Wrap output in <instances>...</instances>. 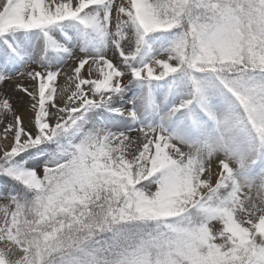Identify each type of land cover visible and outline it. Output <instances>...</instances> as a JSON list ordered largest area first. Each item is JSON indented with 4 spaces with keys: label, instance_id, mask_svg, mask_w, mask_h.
<instances>
[{
    "label": "snow or ice",
    "instance_id": "6c2138e0",
    "mask_svg": "<svg viewBox=\"0 0 264 264\" xmlns=\"http://www.w3.org/2000/svg\"><path fill=\"white\" fill-rule=\"evenodd\" d=\"M0 264H264V0H0Z\"/></svg>",
    "mask_w": 264,
    "mask_h": 264
},
{
    "label": "rangeland",
    "instance_id": "374dc122",
    "mask_svg": "<svg viewBox=\"0 0 264 264\" xmlns=\"http://www.w3.org/2000/svg\"><path fill=\"white\" fill-rule=\"evenodd\" d=\"M0 203H2V201H0Z\"/></svg>",
    "mask_w": 264,
    "mask_h": 264
}]
</instances>
